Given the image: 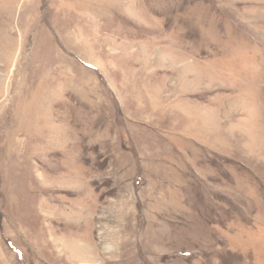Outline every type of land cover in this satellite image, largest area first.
<instances>
[{"label": "rangeland", "instance_id": "obj_1", "mask_svg": "<svg viewBox=\"0 0 264 264\" xmlns=\"http://www.w3.org/2000/svg\"><path fill=\"white\" fill-rule=\"evenodd\" d=\"M0 264H264V0H0Z\"/></svg>", "mask_w": 264, "mask_h": 264}]
</instances>
